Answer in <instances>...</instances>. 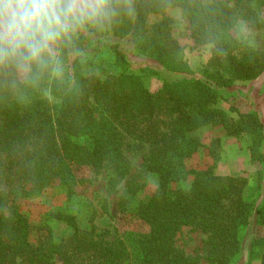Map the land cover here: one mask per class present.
I'll return each instance as SVG.
<instances>
[{
    "label": "trees",
    "instance_id": "16d2710c",
    "mask_svg": "<svg viewBox=\"0 0 264 264\" xmlns=\"http://www.w3.org/2000/svg\"><path fill=\"white\" fill-rule=\"evenodd\" d=\"M131 6L132 14L116 19L122 20L123 32L131 30L144 53L178 76L165 80L158 91L152 93L143 85V74L158 75L150 68L103 78L80 76L76 69L71 86L63 78L48 76L38 85L16 88L0 81V264H131L124 240L106 239L93 224L81 228L74 216H58L72 227L69 237L56 241L49 234L32 244L29 220L16 204L17 196L37 195L53 183L74 195L76 186L93 180L79 176L76 171L81 168L95 175L108 164L119 168L122 132L149 144L138 177L123 192L120 204L122 212L148 228L135 241L137 263L200 264L199 257L186 256L175 246L183 227L207 235L205 264H232L238 255L239 232L252 212L243 197L246 180L217 175L214 167L191 171L185 161L202 147L189 134L207 126H221L233 137L248 134L250 158L263 159L264 128L258 114L232 118L218 104L222 89L264 73V46L246 38L264 31V0H131ZM174 8L188 21L194 42L212 47L202 78L194 77L183 48L171 36L172 20L164 13ZM152 15L162 18L148 27ZM238 26H244L242 34L234 37L231 31ZM108 47L126 59L118 44ZM90 98L122 129L109 120L99 123ZM209 154L218 161L217 140L211 142ZM147 173L158 177V185L147 201H138ZM189 176V187L169 189ZM256 214L264 227V201Z\"/></svg>",
    "mask_w": 264,
    "mask_h": 264
},
{
    "label": "rangeland",
    "instance_id": "374dc122",
    "mask_svg": "<svg viewBox=\"0 0 264 264\" xmlns=\"http://www.w3.org/2000/svg\"><path fill=\"white\" fill-rule=\"evenodd\" d=\"M205 1L212 3L225 0ZM164 16L172 20L171 36L183 48L184 61L192 70L194 77L202 78L204 71L208 69L211 45L194 42L190 35L189 23L180 9H168ZM161 18L162 16L158 15L149 16L147 26ZM243 27L234 28L231 31L232 36L240 37ZM246 38L251 44L264 46V31L253 32ZM113 43L120 46L126 59H119L113 54L108 47ZM62 62L64 65L62 78L70 82V86L76 79L74 71L76 69L80 76L93 75L103 78L121 73L140 74L143 69L150 68L157 71L158 75L143 74L142 82L152 93L158 91L165 80L178 77L166 72L153 57L144 53L133 39L131 30L123 32V22L120 19L102 29L88 28L80 31L73 37L72 45L63 50ZM220 94L218 107L230 117L237 118L240 113L255 112L264 128V73L254 80L235 81L230 87L222 89ZM89 106L99 123L103 125L109 120L114 126H118L119 130L122 129L97 100L90 98ZM122 133L120 151L123 153V161L117 163L119 168L114 164H108L97 175L88 168L77 170L76 173L85 180H93L76 186L75 194L72 196H68L66 189L58 183L51 184L37 195L17 196L16 204L31 226L32 244L45 240L49 234L56 241L69 237L72 227L58 216H74L81 228L93 224L96 232L106 239L124 240L131 250V264L138 262L135 241L147 233L148 228L131 214L122 212L120 204L123 192L130 182L138 177L143 159L149 151V144ZM189 136L199 139L202 147L185 161L188 170L214 167L213 171L217 175H230L246 180L243 197L252 206V212L247 225L240 229L241 248L232 264H261L264 252L262 243L264 227L257 218L256 210L264 201V141L261 147L263 159L254 161L250 158L248 134L233 137L228 136L221 126H207ZM213 140L218 141L217 162H214L209 154ZM84 143L91 144L88 140ZM192 180L193 176H189L183 182L171 184L169 189L172 191L178 188L185 189ZM141 182L145 185L136 196V200L147 201L158 185V177L153 173H147L143 175ZM28 188L29 185L25 189ZM206 242L207 235L194 227H183L175 237V246L186 256L199 257L200 264H205Z\"/></svg>",
    "mask_w": 264,
    "mask_h": 264
},
{
    "label": "clouds",
    "instance_id": "9594fccd",
    "mask_svg": "<svg viewBox=\"0 0 264 264\" xmlns=\"http://www.w3.org/2000/svg\"><path fill=\"white\" fill-rule=\"evenodd\" d=\"M132 11L131 0H0V81L16 88L62 78L73 37Z\"/></svg>",
    "mask_w": 264,
    "mask_h": 264
}]
</instances>
